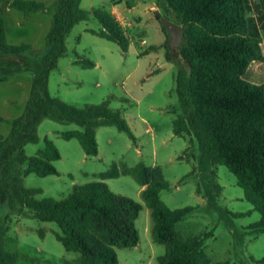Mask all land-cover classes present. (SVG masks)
Segmentation results:
<instances>
[{"label": "rangeland", "instance_id": "374dc122", "mask_svg": "<svg viewBox=\"0 0 264 264\" xmlns=\"http://www.w3.org/2000/svg\"><path fill=\"white\" fill-rule=\"evenodd\" d=\"M13 1L0 0L7 41L32 45L34 50L19 55L0 53V137L4 140L10 139L14 121L25 112L34 78L44 69L48 35L59 8V0H36L44 2L46 8L27 13L10 7ZM259 2L252 1L249 18L251 25L256 24L260 30L263 60L249 65L247 77L253 83L264 84V15L257 10ZM113 6L117 8L115 16L132 36L128 51L91 32L102 28L91 15L68 36L67 54L51 72L49 91L76 107L110 101V109L121 112L133 137L115 126L99 127V154L87 156L77 139L68 141L61 135L80 130L77 124L45 119L38 127L39 141L27 144L24 150L27 157H33L45 148L46 138L53 141L62 156L54 163L60 174L27 175L25 163L15 169L14 176L26 188L41 190L36 199L63 201L75 186L102 181V174L114 166L133 168L143 163L159 167L168 182V189L160 194L162 201L170 209L195 208L176 225L183 238L213 234L205 239L213 263L261 264L264 234L255 235L249 229L261 214L245 199L236 176L226 166L206 160L202 168L193 133L184 137L174 133V121L189 116L193 107L184 109L177 93L179 65H186L181 54L185 40L177 48L170 47L169 34L156 18V14L166 16L167 5L163 0H82L81 4L86 11ZM169 15L174 17L172 11ZM153 45L159 49L148 51ZM78 57L98 67L84 68L76 64ZM3 152L0 148V163ZM104 182L113 193L130 197L144 207L136 221L140 242L134 248L117 249L119 264H159L166 248L154 240L155 223L142 186L132 175ZM57 233L60 228L56 223L38 220L26 207L18 206L13 211L8 203L0 206L6 264H79L80 255L67 251L56 239Z\"/></svg>", "mask_w": 264, "mask_h": 264}, {"label": "trees", "instance_id": "16d2710c", "mask_svg": "<svg viewBox=\"0 0 264 264\" xmlns=\"http://www.w3.org/2000/svg\"><path fill=\"white\" fill-rule=\"evenodd\" d=\"M163 1L168 12L165 17L169 18L172 11L171 20L185 30L181 54L186 65H179L177 93L184 109L193 107L189 116L174 121V133L181 137L193 133L202 168L206 160L226 166L236 176L245 199L261 214V219L249 229L255 235L264 234V84L253 83L247 77L249 65L263 60L260 30L256 24L251 25L249 18L254 0ZM81 4L82 0H59L43 57L44 69L34 78L25 112L14 121L10 139L0 137V148L4 149L0 206L8 203L13 211L18 206L26 207L38 220L56 223L60 228L56 239L67 251L80 255L79 264H119L117 249L134 248L140 242L136 221L144 207L130 197L113 193L104 180L132 175L146 187L142 194L152 210L153 237L166 248L159 264H234L212 262L205 239L213 234L185 239L176 231V225L195 208L170 209L162 201L160 194L168 189V182L159 167L143 163L133 168L114 166L102 174V181L75 186L63 201L36 199L41 190L26 188L14 176L15 169L25 163L27 175L60 174L54 163L62 156L53 141L46 138L45 148L33 157H27L24 150L27 144L39 141L38 127L45 119L77 124L80 130L61 135L68 141L77 139L87 156L99 154V127L115 126L133 137L121 112L110 109V101L76 107L53 97L49 91L51 72L67 54L68 36L91 15L102 26L100 31L91 32L117 43L124 52L133 42L112 12L105 8L86 11ZM10 7L31 13L45 9L46 4L14 0ZM257 10L264 15V0H260ZM156 18L161 22L160 14ZM163 31H167L164 26ZM158 49L153 45L148 51ZM33 50L32 45H12L7 41L6 23L0 16V53L19 55ZM76 64L84 68L96 66L80 57ZM5 255L4 238L0 235V264H6ZM260 263L264 264V257Z\"/></svg>", "mask_w": 264, "mask_h": 264}, {"label": "water", "instance_id": "95a60500", "mask_svg": "<svg viewBox=\"0 0 264 264\" xmlns=\"http://www.w3.org/2000/svg\"><path fill=\"white\" fill-rule=\"evenodd\" d=\"M161 22L169 34L168 45L172 48L179 47L185 38L184 27L166 17Z\"/></svg>", "mask_w": 264, "mask_h": 264}, {"label": "crops", "instance_id": "0c3cea01", "mask_svg": "<svg viewBox=\"0 0 264 264\" xmlns=\"http://www.w3.org/2000/svg\"><path fill=\"white\" fill-rule=\"evenodd\" d=\"M153 8V7H152ZM109 11L110 12H112L114 15H115V13L117 12V8L115 7V6H113L111 9H109ZM118 17V16H117ZM96 66H95V68H97L98 67V65L97 64H95ZM146 189V187H142L141 188V191H143V190H145Z\"/></svg>", "mask_w": 264, "mask_h": 264}]
</instances>
